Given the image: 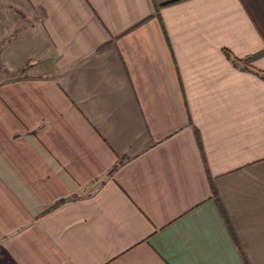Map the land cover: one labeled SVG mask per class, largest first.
Listing matches in <instances>:
<instances>
[{
	"label": "crops",
	"instance_id": "1",
	"mask_svg": "<svg viewBox=\"0 0 264 264\" xmlns=\"http://www.w3.org/2000/svg\"><path fill=\"white\" fill-rule=\"evenodd\" d=\"M0 264H264V0H0Z\"/></svg>",
	"mask_w": 264,
	"mask_h": 264
},
{
	"label": "trees",
	"instance_id": "2",
	"mask_svg": "<svg viewBox=\"0 0 264 264\" xmlns=\"http://www.w3.org/2000/svg\"><path fill=\"white\" fill-rule=\"evenodd\" d=\"M259 55H261V52H257V53H254L252 55H249L247 57H244L242 61H250L251 59L258 57ZM196 142L199 144L197 135H196Z\"/></svg>",
	"mask_w": 264,
	"mask_h": 264
}]
</instances>
